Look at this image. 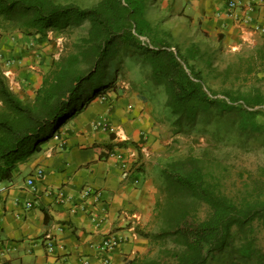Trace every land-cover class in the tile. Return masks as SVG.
Wrapping results in <instances>:
<instances>
[{
	"label": "trees",
	"instance_id": "1",
	"mask_svg": "<svg viewBox=\"0 0 264 264\" xmlns=\"http://www.w3.org/2000/svg\"><path fill=\"white\" fill-rule=\"evenodd\" d=\"M147 7V0H98L84 8L57 0H0L4 33L46 37L50 31L88 22L82 50L54 61L31 100L20 99L0 72V182L9 180L18 163L78 114L107 81L111 83L108 65L128 52L148 68V81L163 88L164 107L175 118V132L194 125L199 115L203 121L215 104L222 112L240 111L242 130L264 131L258 120L259 115L264 117V92L251 87L242 97H233L228 91L217 95L208 90L201 70L191 63L203 60L210 68L209 50L198 43H191L185 53L167 50L170 45L147 19ZM136 34L148 36L158 49L141 45ZM244 71L246 75L264 71V46L246 59ZM231 72L226 66L218 75L228 81ZM128 143L134 144L117 145ZM100 147H107L109 154L112 145H95ZM208 158L206 152L200 157L190 154L159 171L163 182L154 208L157 229L142 233L148 240L147 252L127 264H208L221 255L226 259L220 264H264V247L256 236L264 230V158L258 176L249 177L236 198L220 191L219 177L206 169ZM200 208L205 209L203 217Z\"/></svg>",
	"mask_w": 264,
	"mask_h": 264
},
{
	"label": "crops",
	"instance_id": "2",
	"mask_svg": "<svg viewBox=\"0 0 264 264\" xmlns=\"http://www.w3.org/2000/svg\"><path fill=\"white\" fill-rule=\"evenodd\" d=\"M164 1L172 2L200 36L208 37L211 47L221 41L229 51L261 41L264 45V33L252 30L254 22L264 26V0H239L244 12H229L228 0ZM49 38L20 32L0 37L4 57L21 56L13 81L6 82L23 101L31 100L41 84L45 70L40 71L44 67L38 66V58L50 50ZM22 64L26 67L19 68ZM149 91H111L104 101L93 98L86 115L78 112L68 127H60L18 163L9 180L0 182V264H103L100 242L107 238L115 242L108 264H127L147 252L142 233L152 229L160 176L155 159L163 149L156 119L168 112L163 89ZM122 141L134 144L118 146ZM104 143L112 145L109 154L107 147L95 148ZM123 149L134 154L132 171L110 155ZM37 167L42 178L27 186ZM86 185L99 195L81 198ZM59 189L72 200L58 203ZM126 211L138 220L132 223L124 217ZM93 217L100 219L99 225Z\"/></svg>",
	"mask_w": 264,
	"mask_h": 264
},
{
	"label": "rangeland",
	"instance_id": "3",
	"mask_svg": "<svg viewBox=\"0 0 264 264\" xmlns=\"http://www.w3.org/2000/svg\"><path fill=\"white\" fill-rule=\"evenodd\" d=\"M97 1L57 0L59 3H74L83 8L90 7ZM147 3V19L167 44L174 45L182 53H185L191 43H198L201 48L209 50V57L212 60L210 68L203 60L191 63L195 65V68L201 70L203 81L208 90L217 95L228 91L233 97H242L251 87H258L264 92L262 73L246 75L244 71L246 59L254 53L258 46H264L260 44L262 41L256 43L255 47L242 45L235 51H229L224 41L211 47L210 39L200 36L198 30L192 27L189 19L181 12H176L177 8L175 11L172 2L167 4L164 0H147ZM87 29L88 22L82 21L79 25L70 24L62 30L48 32L50 38L45 41L50 44V50L47 53L44 52L43 55L40 54L38 58V66L44 67L39 68L40 71L41 69L45 70L43 75L59 57L76 54L82 50L81 39L86 36ZM6 34L8 33L0 31V37ZM12 58L15 59V57ZM18 59L20 60L21 56ZM47 59L48 62H46ZM23 66L25 65L22 64L19 68H23ZM226 66L230 67L231 76L228 81H222L218 73ZM147 73L148 68L141 64L134 52L122 55L118 60L108 65L111 83L107 81L105 87L97 94V100L100 99V96H105L106 100L111 91L117 94L120 92L119 89L123 92H135L139 89L146 93H150L149 90L152 88L162 90V87L154 86L148 81ZM116 88L117 91H115ZM88 97L90 96H87L86 99ZM89 100L79 113L84 112L86 115ZM221 109L222 106L215 104L203 121L199 115L194 125H184L181 130L178 129L179 132H175L177 124L174 123V116L169 111L166 114L163 113L156 119L159 124L158 136L163 149L160 151L161 156L155 160L159 166L157 168L159 173L167 163L173 160L184 158L190 154L200 157L206 152L210 160L207 162L206 169L214 178L219 177L220 191L228 197L236 198L245 183L248 182L249 177H256L259 174L258 169L264 158V131L256 133L249 129L242 130L239 124L240 120L244 119L240 111L233 109L229 113L222 112ZM73 118H69L68 123L66 122L61 127H68ZM258 120L264 128V117L259 115ZM162 182L163 179L160 175L157 189ZM262 199L264 200V195H262ZM204 213L205 209L200 208L199 216L203 217ZM156 229L155 220H153L152 229L149 232H155ZM256 236L260 246L264 247V230L257 231ZM225 259L226 256L221 255L208 264H220Z\"/></svg>",
	"mask_w": 264,
	"mask_h": 264
},
{
	"label": "built area",
	"instance_id": "4",
	"mask_svg": "<svg viewBox=\"0 0 264 264\" xmlns=\"http://www.w3.org/2000/svg\"><path fill=\"white\" fill-rule=\"evenodd\" d=\"M243 3L239 0H228L227 1V6L229 9V12H233L235 9L241 8ZM244 6V5H243ZM247 8H249V6L246 5ZM243 10V9H242ZM244 12V10H243ZM252 30L259 32V33H264V26L261 23L258 22H254L252 24ZM138 40L140 41L141 45L148 47L149 49H153V50H157L158 47L154 46L151 43V40L148 36L146 35H138L136 34ZM15 39L13 38L12 41H14ZM167 50L172 51L175 55L177 54V48L174 45H170L168 47H166ZM18 66V59L15 58L13 59L11 56L9 57H4L3 53L0 52V72L2 73L3 77L5 78V80H9V81H13V75H14V69L15 66ZM222 97V96H220ZM100 100H105V96H100ZM263 111H264V107ZM248 110H252L251 108H247ZM112 157H114L115 159L119 160L120 162L123 163L124 167L129 166V171H131L132 168V162L134 159V154L133 153H129L126 150H120V151H115L113 153L110 154ZM43 176V170L39 167L35 168L31 175L29 176V178L25 181V184L27 186H32L33 182L35 180H39L41 179ZM134 182L136 183V179L134 180ZM91 193H93V195H99V191H92V187L89 185L84 186L81 191H80V197L84 198L87 197L88 195H90ZM55 200L60 203V204H65L66 202H70L71 197L68 196L62 189H59L56 193H55ZM26 207L29 208L30 207V203H26ZM129 212L126 211L124 214V217L127 216L130 220H132V223L136 222L138 220V217L134 214L129 215ZM93 224H95L96 226L99 225L100 223V219L93 217L92 219ZM101 245V251L105 254V259L103 261V264H108L109 263V259L107 257V254L113 249V247L115 246V242L113 239L111 238H107V239H103L100 242ZM48 251L51 250V247H48L47 249Z\"/></svg>",
	"mask_w": 264,
	"mask_h": 264
}]
</instances>
